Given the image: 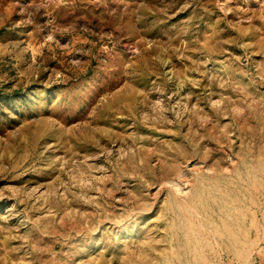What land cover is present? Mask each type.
Masks as SVG:
<instances>
[{
	"label": "rangeland",
	"instance_id": "rangeland-1",
	"mask_svg": "<svg viewBox=\"0 0 264 264\" xmlns=\"http://www.w3.org/2000/svg\"><path fill=\"white\" fill-rule=\"evenodd\" d=\"M0 264H264V0H0Z\"/></svg>",
	"mask_w": 264,
	"mask_h": 264
}]
</instances>
